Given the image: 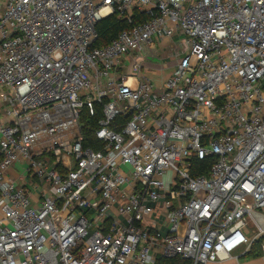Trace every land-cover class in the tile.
Returning <instances> with one entry per match:
<instances>
[{"label":"built area","instance_id":"1","mask_svg":"<svg viewBox=\"0 0 264 264\" xmlns=\"http://www.w3.org/2000/svg\"><path fill=\"white\" fill-rule=\"evenodd\" d=\"M263 238L264 0H0V264L264 263Z\"/></svg>","mask_w":264,"mask_h":264},{"label":"trees","instance_id":"2","mask_svg":"<svg viewBox=\"0 0 264 264\" xmlns=\"http://www.w3.org/2000/svg\"><path fill=\"white\" fill-rule=\"evenodd\" d=\"M149 18L143 14H139L136 12L133 24H128L127 22L118 19L116 15L109 16L103 19L97 25L98 32V40L95 43V47L101 48L109 45L113 40H115L120 33L125 30H129L132 27L144 23L148 21ZM96 116L95 118H91L88 116L87 111H83L81 115V126H82V134L85 138V146L87 148H91L94 151L101 150L99 142L96 138V130L98 129V123L102 118V108L98 106L96 108ZM214 163V159L212 157L205 158L204 160H195L193 162V175L201 176L207 175L211 169V166ZM260 252L258 246L255 247ZM157 264H191L188 260H182L181 258L174 259H162Z\"/></svg>","mask_w":264,"mask_h":264},{"label":"rangeland","instance_id":"3","mask_svg":"<svg viewBox=\"0 0 264 264\" xmlns=\"http://www.w3.org/2000/svg\"><path fill=\"white\" fill-rule=\"evenodd\" d=\"M170 53L169 49H165V52L163 53L164 55H166L168 58L164 61H161L160 58H148V61L150 64H152L155 67H159V65H162L163 67V71L158 72L157 70L154 71H150L149 67L147 66V69L143 68L142 70V74L144 77H146L147 79L151 80L153 82L154 85H157L155 83V80H159L160 78H162L163 75H167V72H170V70H172L173 68H170L171 66H174V62H176V60L170 58L168 55ZM128 69V68H127ZM131 71V70H130ZM174 72V71H173ZM130 73V72H129ZM172 177V173H168L166 176V180L170 181ZM264 243V238L262 240L259 241L258 244H262ZM256 251L258 249H255ZM230 264H264L263 263V256H259V257H249V258H241L238 263L237 262H233Z\"/></svg>","mask_w":264,"mask_h":264},{"label":"crops","instance_id":"4","mask_svg":"<svg viewBox=\"0 0 264 264\" xmlns=\"http://www.w3.org/2000/svg\"><path fill=\"white\" fill-rule=\"evenodd\" d=\"M173 40L178 41V37H174ZM167 45H168V41L164 40L160 44H156V45L152 46V48L149 51H147V53L145 55L139 56L137 58L138 62L142 65V67L144 69L145 68L147 69V66H148L150 71L157 70L158 72H160V71L162 72L163 71L162 65H159V67H155L147 61H148V58H153V57L154 58H160L161 61L166 60L168 57L166 55H164L163 53L165 52V49H167ZM173 65L174 66L170 67L173 69L170 70V72H167L168 74L166 76L163 75L162 78H160L159 80H157V81L155 80V83L157 84V86H161L172 75L173 71L176 68V62H174ZM19 169H20V165L17 164L15 167V171H17Z\"/></svg>","mask_w":264,"mask_h":264}]
</instances>
